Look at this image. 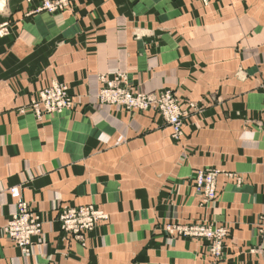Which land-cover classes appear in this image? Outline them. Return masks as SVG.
I'll use <instances>...</instances> for the list:
<instances>
[{
    "label": "crops",
    "instance_id": "crops-1",
    "mask_svg": "<svg viewBox=\"0 0 264 264\" xmlns=\"http://www.w3.org/2000/svg\"><path fill=\"white\" fill-rule=\"evenodd\" d=\"M71 11L18 12L0 40V264H264V0H78ZM115 71L143 94H178L180 141L153 112L99 103L98 76ZM53 81L73 111L42 123L16 112ZM203 169L222 172L208 206L192 182ZM16 187L43 222L29 253L3 232ZM65 204L109 217L86 248L63 239ZM170 222L227 226L225 258L167 239Z\"/></svg>",
    "mask_w": 264,
    "mask_h": 264
},
{
    "label": "built area",
    "instance_id": "built-area-1",
    "mask_svg": "<svg viewBox=\"0 0 264 264\" xmlns=\"http://www.w3.org/2000/svg\"><path fill=\"white\" fill-rule=\"evenodd\" d=\"M201 1L208 4L211 0ZM107 85L113 84L108 83ZM119 86L116 89L103 91L99 96L100 100L121 106L131 112L141 114L153 112L171 126L175 136L181 134L186 114L182 109V99L176 93L166 89L154 95H144L131 91L125 86ZM55 95L57 96L58 106L64 105L65 94L60 89H56V93H53V96ZM52 106L54 107V103ZM200 174H202V177L197 178L195 182L197 191L202 195L204 202L214 201L218 195L217 172L205 171V173L201 172ZM10 194L17 210L4 230L23 253H28L31 245L34 244L33 240L41 236V224L35 217L36 215L28 210L19 189H11ZM107 218L108 216L101 210H97L92 206H84L64 209L59 213L58 220L65 241L74 240L84 245L96 223L107 220ZM186 234L195 238L206 239L209 243H212V246L210 245L211 255L215 258V261L220 260L221 232L210 228L196 227L186 231Z\"/></svg>",
    "mask_w": 264,
    "mask_h": 264
},
{
    "label": "rangeland",
    "instance_id": "rangeland-1",
    "mask_svg": "<svg viewBox=\"0 0 264 264\" xmlns=\"http://www.w3.org/2000/svg\"><path fill=\"white\" fill-rule=\"evenodd\" d=\"M77 1L78 0H0V40L6 38V36L9 35L8 27H9V25H11L10 21H11L12 17L14 15H16V13H18V12L23 13V16H26V17H29V16L34 15V14H38V13L39 14H42V13L46 14L49 17H58V16H62V15H66V14L71 13L72 12L71 9H73V5ZM92 15L95 19H98L100 21L106 17V15H105V17H104V14L102 15V13L99 11V9L94 11L92 13ZM98 81L100 83V89H99V92L97 94V100L99 101L100 104L118 107V108H121V109L129 112V113H137V112L128 111L125 108L118 106V105H113V104H109L108 102H103L102 100H100V97H99L103 91L116 89V88H118L119 85L125 86L126 88L130 89L131 91L141 93L137 89V87H135L132 83H130L127 73L115 71L113 74H101L98 76ZM108 83L113 84V85H107ZM56 89H60L65 94V97H64L65 102H64V105H62V106H58L57 96L56 95L53 96V93L54 94L56 93ZM173 92L176 93L175 91H173ZM144 95H149V94H144ZM151 95H154V94H151ZM176 95L178 96L177 93H176ZM53 103H54V107L52 106ZM74 108H75V96L70 92L69 87L66 84L60 83L58 81H53V83H51L50 85L42 86L41 88L36 90L33 93V95L30 96L29 102H27L24 105L16 107V112L21 116L29 115L31 118H34L37 122L42 123L44 121V119H46L48 117H51L54 115H61L64 112H71L74 110ZM183 111H185V110H183ZM185 114L186 115L184 117L183 128H182L181 134L179 136H175L173 133V130H172V136L176 141H180V139L183 137V129H184V126L186 124V119L189 116L186 113V111H185ZM163 122L166 125H168L164 120H163ZM169 127L171 128V126H169ZM205 171L206 172H209V171L217 172L216 175L218 177L222 174L221 171L216 170V169H213V170L203 169V170L197 171L194 174V176L192 177L193 187L195 188L197 194H199L201 197H202V195L197 191V188L195 186V182H196L197 178L202 177V174H200V173L201 172L205 173ZM218 177H217V181H218ZM16 188L19 189L18 187H16ZM20 193H21V191H20ZM10 196H11V194H10ZM22 199H23V197H22ZM216 199H217V197H216ZM214 201H210V202L206 203V202H204V199L202 197L201 205L208 206L209 204L213 203ZM23 202L27 205L28 210L32 214L36 215L35 217L40 222L41 228L43 230L42 219L40 218L38 213L35 211L34 207L30 203L26 202L24 199H23ZM14 204H15V202H14ZM85 206H92L95 209L100 210L95 205H85ZM74 207H84V206H75V205H66L65 204V205H61V206L56 207V210H55L56 214H57L56 220L58 221L59 225H60V222L58 220L59 213H61V211H63L64 209H70V208H74ZM15 208H16V204H15ZM16 210H17V208H16ZM102 212H104V211H102ZM15 213L11 216V219L15 215ZM11 219L8 221V223L11 221ZM108 222H109V217L107 218V220H101V221L97 222L96 225L94 226V228L92 229V231L89 233L88 239L90 238V235L92 232H94L100 226L107 224ZM7 226H8V224L3 228V232H4L5 236L13 242V240L7 235V233L4 230ZM60 227H61V225H60ZM196 227H203L206 229L210 228V229L217 230V231L222 233L221 247H220V250H221L220 260L215 261V258L211 255L210 245L212 246V243H209V241H207L206 239L195 238L193 236L186 234V231H188L192 228H196ZM257 231H258L260 238L264 239V216H261L258 220ZM164 235L167 239H173L175 237H182V238H190V239H197L199 241H204L206 244L204 246V251H205L204 254L213 258V261L215 263V262L222 261L225 258V247H226V243H227L228 239L230 238V229L227 226H215L212 224H209V225L202 224V223L178 224V223L170 222V223H167L165 225V234ZM38 238L39 237H36L33 240V242L35 243V241ZM67 241H69V240H67ZM87 241L88 240H85L84 245H81L78 242L77 243L79 244V246L81 248H86ZM14 245L17 247V245L15 243H14ZM33 245H31V247ZM21 252H22V250H21Z\"/></svg>",
    "mask_w": 264,
    "mask_h": 264
},
{
    "label": "bare ground",
    "instance_id": "bare-ground-1",
    "mask_svg": "<svg viewBox=\"0 0 264 264\" xmlns=\"http://www.w3.org/2000/svg\"><path fill=\"white\" fill-rule=\"evenodd\" d=\"M193 106V105H192ZM195 107V106H194ZM42 233H43V230H42ZM42 233H41V235H42Z\"/></svg>",
    "mask_w": 264,
    "mask_h": 264
}]
</instances>
